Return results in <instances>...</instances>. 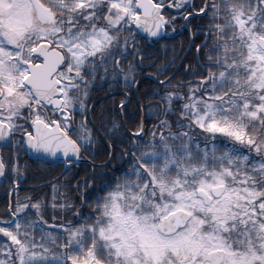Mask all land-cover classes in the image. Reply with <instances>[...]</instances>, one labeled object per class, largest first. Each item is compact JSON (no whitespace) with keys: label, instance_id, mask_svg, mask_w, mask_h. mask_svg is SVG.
Masks as SVG:
<instances>
[{"label":"snow or ice","instance_id":"snow-or-ice-1","mask_svg":"<svg viewBox=\"0 0 264 264\" xmlns=\"http://www.w3.org/2000/svg\"><path fill=\"white\" fill-rule=\"evenodd\" d=\"M3 182L0 264H264V0H0Z\"/></svg>","mask_w":264,"mask_h":264},{"label":"trees","instance_id":"trees-1","mask_svg":"<svg viewBox=\"0 0 264 264\" xmlns=\"http://www.w3.org/2000/svg\"><path fill=\"white\" fill-rule=\"evenodd\" d=\"M199 21H196V20H193L192 21V25H196L198 24ZM191 27V25H190ZM188 40H189V37L185 34L184 36L181 35L180 37V40L175 42V41H172L171 39L168 41V44H169V48H172V47H175L177 50H179L181 48V46H183L184 48V52H180L179 53V56H180V59L177 60L176 62V66H177V63L181 60V62L183 61V58L185 55H188V58L191 59V55L187 52L186 53V50H187V47H188ZM194 50V47L192 48V52ZM172 53L170 52L169 53V57H171ZM186 62V61H185ZM102 94V93H101ZM100 94V95H101ZM149 127H151V125L149 124ZM90 161H86L85 163L82 162L81 165H80V169L83 170V168L85 167V164L86 163H89ZM97 163H101L102 162V159L101 160H97L96 161ZM120 168V163H118L117 161H112L111 165H110V169L108 170L109 171V174L111 175L112 172H111V169H119ZM57 173H58V169L56 170ZM47 175V170H41L40 172H36L35 170H33L31 173H30V176H29V181L26 182L24 185H23V189L21 192H20V196L23 197L26 193H27V190L33 188L34 186L36 185H40L42 186L43 183H45V181H41L39 179V177L41 176H46ZM35 180V183L33 182ZM45 191L48 192L49 194V197H51V190L50 189H45ZM14 199V197H13ZM9 200V187H8V184L7 182H5L4 184H2L0 186V209H2V207L8 202ZM85 211H87V206H85Z\"/></svg>","mask_w":264,"mask_h":264},{"label":"flooded vegetation","instance_id":"flooded-vegetation-1","mask_svg":"<svg viewBox=\"0 0 264 264\" xmlns=\"http://www.w3.org/2000/svg\"><path fill=\"white\" fill-rule=\"evenodd\" d=\"M185 34H186V35L189 37V39H190L191 34H190L187 30H183V31H182V30L180 29L179 25H177L176 33H175V35L173 36V38H172L171 40L177 42V41L180 40L181 35L184 36ZM201 39H202V38H201ZM188 48H189V45H188V47H187L186 53L188 52ZM193 51L195 52V48H194ZM194 52H193V53H194ZM181 60H182V59H181ZM181 60L177 63V67L181 64ZM103 95H104V94L102 93L100 96H103ZM94 99H95V96H94ZM84 163H85V162H84ZM4 183H5V182L0 183V186H1L2 184H4Z\"/></svg>","mask_w":264,"mask_h":264}]
</instances>
